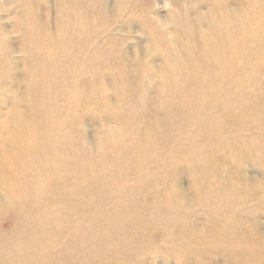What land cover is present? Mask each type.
Returning a JSON list of instances; mask_svg holds the SVG:
<instances>
[{"label": "rangeland", "instance_id": "obj_1", "mask_svg": "<svg viewBox=\"0 0 264 264\" xmlns=\"http://www.w3.org/2000/svg\"><path fill=\"white\" fill-rule=\"evenodd\" d=\"M263 111L264 0H0V264H240Z\"/></svg>", "mask_w": 264, "mask_h": 264}, {"label": "bare ground", "instance_id": "obj_2", "mask_svg": "<svg viewBox=\"0 0 264 264\" xmlns=\"http://www.w3.org/2000/svg\"><path fill=\"white\" fill-rule=\"evenodd\" d=\"M215 40V41H214ZM211 42H219L220 37L215 38ZM239 48V47H238ZM235 47V50L238 51L239 49ZM234 50V51H235ZM201 53H204L202 49H200ZM220 56V53H219ZM220 60V58H219ZM212 61L210 62L211 66ZM212 64H215L214 62ZM185 66V65H184ZM179 68V67H178ZM183 71V70H182ZM181 81V79H180ZM207 90V89H206ZM210 101V100H208ZM264 112V111H263ZM13 132H18L20 129L19 126L16 124L10 126L9 128ZM28 132V130H26ZM26 133L22 132L21 134L18 135L19 139L18 140H27ZM59 138L53 139L54 144H64L67 145L66 143H62L61 141H64L66 137H64L63 133H59ZM67 141V139L65 140ZM64 141V142H65ZM17 148H19L16 145ZM21 151V150H20ZM25 150H23L24 152ZM10 158L13 157L12 154L9 155ZM76 159V157H75ZM51 161V160H50ZM54 161H51L50 163H47V167L50 173L58 169V166H56V163H53ZM225 208L227 210H232L231 209V204L227 203L226 206H223L220 208V213H221V218L222 220L226 223V228H221L220 227V234L218 236H211L209 238L210 241L213 242V244H217L220 246V250L223 251L224 253H227L226 255L235 258L237 256L241 257V263L240 264H264V231L259 229L258 225H249L248 223H244L246 221H240L237 225H232L230 226L228 223V220L223 217ZM132 221V219H129ZM139 221L136 220L137 227L136 229L139 231H144L146 226L149 225V222L142 221L141 224L138 223ZM164 226L170 231L174 232V240L175 242L172 243V245L176 248V250H180V247L182 245H192L193 243L199 240L197 244L204 243L206 240L205 238H199L197 236H194L193 232H186L181 236L177 233V227H174L175 224H167L165 223ZM205 244V243H204ZM233 248H238L240 255L234 254L233 253ZM183 251V250H182Z\"/></svg>", "mask_w": 264, "mask_h": 264}]
</instances>
